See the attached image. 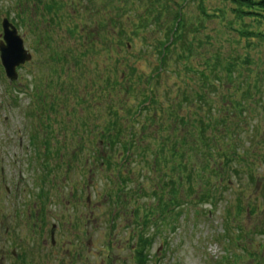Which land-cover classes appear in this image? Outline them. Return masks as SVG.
Segmentation results:
<instances>
[{"label": "rangeland", "instance_id": "obj_1", "mask_svg": "<svg viewBox=\"0 0 264 264\" xmlns=\"http://www.w3.org/2000/svg\"><path fill=\"white\" fill-rule=\"evenodd\" d=\"M207 1V5L212 8L221 5L220 0ZM146 2L147 0L130 1L132 10H128L125 14L121 13V19L126 22V17L131 16L136 23L141 22L145 17V10L150 7L146 6ZM95 3L97 5L99 0H95ZM151 3L153 7L159 5L156 0ZM102 9L101 6L96 7L93 19L97 20H91L90 16L84 13L72 12L74 15L72 18L64 21L60 27L53 28L47 20L49 15L42 11L39 0H0V41L3 34L2 23L4 18H7L17 27L25 42L26 50L33 56L30 63L18 69L19 79L14 83H11L4 74L0 63V155L6 153L7 156L1 159L0 165L4 164L7 174L12 173L15 177L12 179L15 181L14 185L21 183L22 180L28 191L37 192L39 178L49 172L47 169H41L38 151L44 150V143H47V152L52 147L61 149L59 154H56L59 166L57 164L55 170V179L58 181L60 191L59 203L51 206L47 213L51 220H55L56 212L61 216L59 221L65 232L63 241L65 244L62 245V249L66 250V258L62 260V254L58 250L50 253L51 248H44L43 238L35 240L36 248L28 243V234L23 227L19 229L18 234L20 245L25 250H19V260L16 264H139V260L143 257L147 258L146 261L149 259L148 264H219L222 256L228 249L232 250L233 246L236 248L241 246L235 250L238 255L240 253L243 256L239 264L258 263L250 254L258 255L264 264V247H262L264 234H258L260 230H264V198L252 197L264 192V182L260 179L264 178V159H261L264 156V107H262L264 86L262 96L256 102L258 104L255 103L256 109L252 118L248 120V117H245L244 122L236 123L240 135L235 137L239 144L237 147L241 151L245 149L249 151L247 160L254 166L258 163L254 169L255 177L259 176L258 186L252 185L249 177L246 176L247 173L233 175L229 180L230 188L222 192L224 200L214 210L211 220L206 218L205 212L212 206L200 204L191 207L189 206L191 203L184 202L183 207H171L173 215L177 212H181V215L178 219L175 217L169 226V223L162 222V215L158 213V209L162 206L159 198H155L152 194L155 192L160 195V190L164 189H160L161 185H165L169 177L172 178L175 174L170 157L165 152L166 161L164 160L163 165L168 161L167 167L160 176L154 172L156 169L154 161L159 150L155 141L159 136L155 139L154 137L158 132H161L160 135H164V132L161 131L160 122H157L159 126L140 127L150 112L144 111L139 119L141 122L137 121L134 128V141L138 147L127 168H122L121 173L117 175L101 160L111 155V152L107 154L108 146L103 143L101 131L109 118V112L106 111L107 99L111 94L113 99L116 94L118 95V90L113 84L116 71H119L117 76L120 78L122 76L120 72L127 73L128 68L133 67L137 69V77L143 79L141 83L133 84L131 81L133 79H129L125 74L119 79L121 91L125 88L146 86L148 77L155 72L158 58L150 42L158 38L162 29L168 25L167 13H164L160 23L149 27L139 35L140 37L134 36L128 50L123 46L120 50L113 48L110 51L105 39V50L91 46V41L101 39V34L111 41L109 13ZM100 10L99 15H96ZM186 12L192 21H196L197 16L199 17L197 8L193 4L187 6ZM18 15L24 23H21L22 20L18 19ZM100 20L103 21L101 29L96 24ZM73 24H78V28H81L77 36L75 33L65 32ZM228 27V24L220 19L208 21L206 28L200 34L204 39L202 45L191 48L194 56L188 61L190 66L199 69V66L217 56L224 59L235 53L247 55L245 49L247 43H238L239 37L236 32H232ZM132 29L138 31L134 26L129 28V31ZM85 36H90L88 45L83 40ZM209 41L211 44L208 43ZM255 46L248 51L250 61L256 63L255 72L252 73L254 72L255 75L262 73L260 75L264 78V44L256 42ZM59 52L67 54L68 62L56 59V54ZM169 57V66L161 77L160 84H155L153 81L150 85L162 107L168 108V100L171 103L174 99L181 107V95L189 90H196L198 79H193L194 74L186 70V61H179L174 49ZM73 58L79 63H74ZM101 58L102 65L99 62ZM105 58L108 59L106 69ZM177 60L178 63L174 65ZM100 76L111 80L112 92L106 86H102L103 78L101 81L98 79ZM228 90L229 87H222V92L226 93ZM230 93L232 94V91ZM133 103L136 104L137 101L134 100ZM183 106L188 107V105ZM248 110L250 109L246 110V116ZM85 120L87 128L84 129ZM94 125H97V128L93 132L91 142L86 130ZM186 132V128H180V136L174 137L172 141L175 143L177 139L183 138ZM148 133L151 134L147 136ZM260 139L263 140L259 147L256 143ZM10 140L13 142H9ZM146 146H150L152 152L148 161L140 154ZM168 152L171 155L169 142ZM117 160L124 161L123 155L119 154ZM61 163L62 168H60ZM163 173H167L169 177L162 176ZM52 176L53 174L51 178ZM120 177L126 179L122 185L119 182ZM204 179L205 177H201V180ZM201 180L196 179L195 185L202 186ZM213 183H217L216 180H213ZM185 184L184 191L189 185ZM243 190L245 193L241 192ZM238 193L246 203L255 200L253 204L257 210L242 213L240 225L245 232L251 231L252 234L245 241L240 240L239 244L234 242L231 246V241L224 239L227 237L224 234L227 226L225 203L233 204ZM181 195L183 201L185 199L183 191ZM117 196L121 198L118 214H122L123 217L118 216L116 218L118 222L116 221L115 227L110 230V218L115 210ZM170 197V194H166L164 204L167 206ZM244 206L246 207V204ZM154 207H156L154 215L159 226L152 224L148 227V223L143 224L145 221L143 217L146 211L150 214ZM136 210L142 223L139 226L136 220L132 222L135 219L132 213ZM51 220V225L56 224ZM172 226L177 229L170 231ZM157 227L162 230L161 233H158ZM142 234L150 240L155 239L149 251L137 246ZM222 235L223 241L218 237ZM46 240L48 244L50 239L47 235ZM5 264H9V261L6 260Z\"/></svg>", "mask_w": 264, "mask_h": 264}, {"label": "trees", "instance_id": "obj_2", "mask_svg": "<svg viewBox=\"0 0 264 264\" xmlns=\"http://www.w3.org/2000/svg\"><path fill=\"white\" fill-rule=\"evenodd\" d=\"M130 1L132 0H99L96 5L95 0H39L42 11L49 15L47 20L53 28L60 27L64 21L72 18L74 16L72 12L74 14L84 13L90 16L91 20H97L93 19L96 7H103L102 11L109 13L108 26L111 41H108V37L101 34V36L99 35L101 39L92 40L91 46L104 49L106 40L110 51L113 48L114 50H120L123 46L128 50L132 45L134 36L140 37L139 35L147 31L149 27L160 23L164 13H167L168 21L166 23L168 25L162 29L158 38L150 42V46L153 52L157 53L158 58L155 72L148 77L149 80H147L146 86L135 87L134 89L125 88L121 91L119 79L122 76L124 77L125 74L129 79H133L131 80L133 84L135 82L141 83L143 79L137 77V69L133 67L128 68L127 73L120 72L122 73L120 78L117 76L119 71H116L113 84L118 90V95L116 94L113 99L111 94L107 99L106 111L109 112V118L105 126H102L101 131L103 143L108 146L107 154L111 152V155L101 160L105 166H108V169L115 171L117 175L121 173L122 168H127L135 149L138 147L134 141V128H136L137 121L141 122L139 119L142 113L144 111L150 112L149 116L144 118L145 122L140 127L161 125V131L164 132V135H160L161 132H158L154 137L155 139L156 136H159L155 141L159 150L154 161L156 166L154 172L160 176V173L167 167L168 161L163 165L164 160L166 161L165 152L170 157V163H172L173 173L175 174L174 177L170 178L167 173H163L162 176L169 177V181L165 185H161L160 189H164L160 190V195L155 192L152 194L155 198H159L160 206H162L158 209V213L160 212L163 218L162 222H168L171 226V219L174 217L171 214V207H183L184 202L191 203L189 205L191 207L209 204L212 207L205 212L206 217L209 218L210 215H213L219 203L224 200L222 192H226L230 188L229 180L232 179L233 175L247 173L246 176L249 177L252 185L258 186L259 176L255 177L254 175V169L258 163L254 166L252 162L247 160L249 159V151L246 149L241 151L237 147L239 144L236 142L235 137L240 135L236 129V123L244 122L245 117H248V120L252 118L256 104H258L256 102L262 96L264 78L260 75L262 73L255 75L254 66L256 63L250 61L248 51L256 47V42L264 44V0H220L221 5L218 8L209 7L207 0H156L159 3L157 7L152 6L151 2L153 0H147L146 6L149 5L150 7L145 10V17L141 19V22L137 21V23L131 16L126 17V22L121 19V13L125 14L128 10H132L129 4ZM190 4L195 5L197 8L199 17L197 16L196 21H192L186 12V8ZM100 12L101 10L96 15H99ZM21 15L23 14L21 13ZM18 17L19 20H22L19 15ZM215 19L224 21L228 24L229 30L236 32L239 37L237 39L238 43H247L245 45L247 55L243 56L235 53L224 59L217 56L199 66V69H194L188 62L194 56L191 48L202 45L204 39L200 37V34L206 28L208 21ZM102 22V20L96 22L99 29L103 28ZM21 23H24V21L22 20ZM133 26L138 31H134V29L129 31V28ZM80 30L78 24H73L65 32L68 34L72 32L77 36ZM90 36L83 37L87 45L90 42ZM208 43L211 44L210 41ZM173 49L175 54L178 55L179 61H186V70L194 74L193 79H198V83L196 90H189L181 95V107L174 99L171 103L168 100V108H165L156 99L154 89L151 88L150 83L154 81L155 84H160L161 77L169 66V55L172 54ZM56 55L58 61L68 62L66 53L59 52ZM105 59L104 68L106 69L108 59ZM73 60L74 63H79L74 58ZM178 60L174 65L178 63ZM99 62L102 65L103 59L101 58ZM117 62L118 60H116ZM252 71L254 72L252 73ZM98 79H102V86H106L111 91L112 82L109 78L100 76ZM223 86L229 87L226 93L222 92ZM230 91H232V94ZM134 100L137 101L136 104L133 103ZM183 105H188V107ZM247 109L250 110H248L246 116ZM83 122L85 129L87 128V121ZM157 122H160L159 125H157ZM183 127L187 130L185 136L177 139L174 143L172 139L180 136V128ZM96 128L97 125H94L86 130L90 135L89 140L93 138V132ZM47 131L49 133L48 129ZM262 140L260 139L256 145L260 147ZM168 142L171 155L168 152ZM119 154L123 155L124 161H116ZM140 154H142L143 159L148 161V157L152 154L150 146L144 147ZM261 159H264V156ZM201 177H205L204 181L201 180ZM196 179L203 181V185H195ZM260 179L264 182V178ZM125 180L122 177L119 178L121 184L125 183ZM213 180H216L217 183H213ZM185 183L189 185L184 191ZM182 191L185 197L183 201L181 200ZM241 192H244V190ZM166 194L171 195L169 206L164 204ZM258 196L260 199L264 198V192L252 197L258 198ZM117 198V207H119L121 206V198L118 196ZM254 201L250 200L246 203L238 193L233 204L225 203L227 226L224 234L227 237H224V239L225 241L230 240L231 246L234 242L239 244L240 240L245 241L252 234L251 231L245 232L240 222L242 221L243 212L251 213L257 210V207L253 204ZM244 204H246V207ZM155 210L156 207L152 208L150 214L146 211L143 224L148 223V227L152 224L158 225L154 215ZM196 212L197 210L195 214ZM136 215H138L137 212ZM180 215L181 212H177L175 214L176 219ZM137 225H142V223L137 222ZM157 228L159 229L158 233H161L162 230L159 227ZM171 228L172 231L177 229L176 227ZM258 234H264V230H260ZM223 235L218 236L221 237L222 241ZM146 238L142 234L137 246L142 249L146 248L149 251L155 239ZM239 248L233 246L232 250L228 249L219 264H239L243 257L240 253L238 255L235 252ZM250 255L254 257L253 260L258 261L255 264H263L258 255ZM146 260V257L141 258L139 264H148L149 259Z\"/></svg>", "mask_w": 264, "mask_h": 264}, {"label": "flooded vegetation", "instance_id": "obj_3", "mask_svg": "<svg viewBox=\"0 0 264 264\" xmlns=\"http://www.w3.org/2000/svg\"><path fill=\"white\" fill-rule=\"evenodd\" d=\"M9 142L13 141L10 140ZM46 145L47 143H44V150L38 151V154L41 158V169H47L49 172L39 178L37 192L28 191L21 179H19L21 183L14 185L15 181L12 179L15 177L11 171L9 170L11 174H7L4 164L0 165V264H5L6 260L9 261V264L18 262L19 250H25L20 245L18 234L19 229L23 227L28 234V243L35 247L37 245L35 240L43 238L44 248H51L50 253L58 250L62 254L61 259L66 258V250L62 249V245L65 244L63 242L65 232H63L62 223L59 221L61 216L56 212L55 220H51L49 213H47L51 206L59 203L60 191L58 181L55 179L57 164L59 166L56 154L59 149L52 147L47 152ZM4 156L6 153L0 155V161ZM50 220L56 224L52 223L51 225ZM116 221L113 222V225L116 224ZM46 235L50 239L48 244Z\"/></svg>", "mask_w": 264, "mask_h": 264}, {"label": "water", "instance_id": "obj_4", "mask_svg": "<svg viewBox=\"0 0 264 264\" xmlns=\"http://www.w3.org/2000/svg\"><path fill=\"white\" fill-rule=\"evenodd\" d=\"M2 30L4 33L0 43L1 63L7 77L16 81L19 76L17 68L31 61L32 54L26 50L19 30L7 18H4Z\"/></svg>", "mask_w": 264, "mask_h": 264}]
</instances>
